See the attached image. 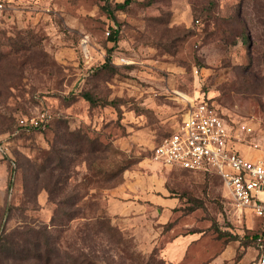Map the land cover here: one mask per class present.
<instances>
[{
    "label": "rangeland",
    "instance_id": "rangeland-1",
    "mask_svg": "<svg viewBox=\"0 0 264 264\" xmlns=\"http://www.w3.org/2000/svg\"><path fill=\"white\" fill-rule=\"evenodd\" d=\"M102 5L0 0V264H254L263 219L150 150L205 100L250 123L242 151L264 162V0H131L116 20ZM125 181L143 212H122Z\"/></svg>",
    "mask_w": 264,
    "mask_h": 264
},
{
    "label": "built area",
    "instance_id": "built-area-1",
    "mask_svg": "<svg viewBox=\"0 0 264 264\" xmlns=\"http://www.w3.org/2000/svg\"><path fill=\"white\" fill-rule=\"evenodd\" d=\"M50 119L43 110L20 117L18 125L31 131ZM253 130L248 121L228 120L205 100L193 101L178 125L152 146L150 159L160 167L214 172L240 216L251 213L264 220V162L242 151L252 148L246 136ZM255 242L254 264H264V228Z\"/></svg>",
    "mask_w": 264,
    "mask_h": 264
},
{
    "label": "trees",
    "instance_id": "trees-1",
    "mask_svg": "<svg viewBox=\"0 0 264 264\" xmlns=\"http://www.w3.org/2000/svg\"><path fill=\"white\" fill-rule=\"evenodd\" d=\"M131 0H123L122 2H114V4H110V2L108 0H104V5H102V8L105 10V12L111 17V19L113 20H116V17L114 15V11L116 10H123L125 8V6L130 2ZM107 40L108 41H111V42H116L117 41V38H116V30L113 29L112 33L109 34V36L107 37ZM103 66H105V64H103ZM85 99H87L88 101L90 102H93L92 101V98L90 97L89 94H85ZM225 117V116H224ZM226 118V117H225ZM52 119V118H51ZM51 119L46 122L45 124L43 125H40L39 127H37L36 129H33V130H39L43 127H45L46 125L49 124V122L51 121ZM25 131V130H24ZM170 132V131H169ZM168 132V133H169ZM167 133V134H168ZM166 134V135H167ZM165 135V136H166ZM164 137V136H163ZM162 137V138H163ZM161 140V139H160ZM128 164V162L126 163H122V164H119V169L118 172H122L124 170V168L126 167V165ZM172 169H175V170H181L183 172H187V173H190V174H194V175H199V176H202V177H215V178H218V180L220 181L221 185H222V181L220 179V177L215 174L214 172H203V171H191V170H187V169H183V168H179V167H172ZM165 187L166 189H168V185L165 184ZM264 221V220H263ZM254 237V239H253ZM252 237V239L255 241V238H256V235H254ZM257 245V244H256ZM257 251H258V247H257ZM154 254H155V249L151 252V255L150 257L153 258L154 257ZM155 264H173L172 262H169V261H166L163 257L160 258L159 261L156 260V263Z\"/></svg>",
    "mask_w": 264,
    "mask_h": 264
},
{
    "label": "crops",
    "instance_id": "crops-1",
    "mask_svg": "<svg viewBox=\"0 0 264 264\" xmlns=\"http://www.w3.org/2000/svg\"><path fill=\"white\" fill-rule=\"evenodd\" d=\"M5 165L6 163L4 161H1L0 162V169H4L5 168ZM137 187L136 184L133 182V183H129L128 181H125L124 184L122 185V187L119 189L123 192V195L127 196L129 199L126 204H122L123 207L125 208H122L123 209V213L125 214V209L127 208L126 206H132L133 208H137V211L135 210V212H138V213H141L145 210V205L141 203L140 199L141 197H138V194L137 193H132V192H128V193H125V190H126V187ZM132 189V188H131ZM134 189V188H133ZM136 191V188L134 189ZM160 202H162V204L164 205V209H163V212L162 214L165 216L167 215L171 210L170 208H174L176 203H177V199L175 197H163L161 196L160 198ZM250 214V213H249ZM222 252H220L219 254H217L215 257H214V260L218 259V257L220 256ZM170 261H173V260H170Z\"/></svg>",
    "mask_w": 264,
    "mask_h": 264
}]
</instances>
